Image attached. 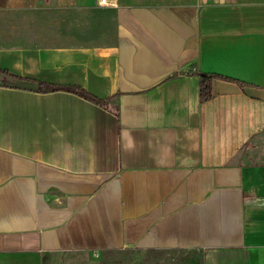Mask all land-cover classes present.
I'll use <instances>...</instances> for the list:
<instances>
[{
  "label": "crops",
  "instance_id": "0c3cea01",
  "mask_svg": "<svg viewBox=\"0 0 264 264\" xmlns=\"http://www.w3.org/2000/svg\"><path fill=\"white\" fill-rule=\"evenodd\" d=\"M120 248L264 264V0H0V264Z\"/></svg>",
  "mask_w": 264,
  "mask_h": 264
},
{
  "label": "rangeland",
  "instance_id": "374dc122",
  "mask_svg": "<svg viewBox=\"0 0 264 264\" xmlns=\"http://www.w3.org/2000/svg\"><path fill=\"white\" fill-rule=\"evenodd\" d=\"M190 256L167 251L142 252L120 248L100 254L74 253L48 257L47 264H190Z\"/></svg>",
  "mask_w": 264,
  "mask_h": 264
},
{
  "label": "trees",
  "instance_id": "16d2710c",
  "mask_svg": "<svg viewBox=\"0 0 264 264\" xmlns=\"http://www.w3.org/2000/svg\"><path fill=\"white\" fill-rule=\"evenodd\" d=\"M11 75V74H10ZM210 75H203V78L201 79V82H200V97L201 99H207L209 97H211L212 93H211V81H210ZM67 89L71 90V91H75L77 92L78 94L88 98V99H91L95 102H98V103H104V99H99L91 94H89L87 91L81 89V88H78V87H66Z\"/></svg>",
  "mask_w": 264,
  "mask_h": 264
},
{
  "label": "built area",
  "instance_id": "2783aa9c",
  "mask_svg": "<svg viewBox=\"0 0 264 264\" xmlns=\"http://www.w3.org/2000/svg\"><path fill=\"white\" fill-rule=\"evenodd\" d=\"M98 4L99 5H106L107 4V0H98Z\"/></svg>",
  "mask_w": 264,
  "mask_h": 264
}]
</instances>
